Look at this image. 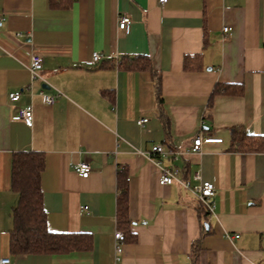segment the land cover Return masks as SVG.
Listing matches in <instances>:
<instances>
[{"label": "crops", "instance_id": "1", "mask_svg": "<svg viewBox=\"0 0 264 264\" xmlns=\"http://www.w3.org/2000/svg\"><path fill=\"white\" fill-rule=\"evenodd\" d=\"M0 0V259L8 264H190L203 231L200 264H264V153L230 148L232 128L264 133V0ZM56 3V4H54ZM131 18L128 31L119 16ZM229 27L225 32L223 28ZM98 51L103 58L90 65ZM44 58L32 81L31 55ZM186 54L190 68L184 67ZM147 55L162 76L161 101L149 70L119 66ZM217 84L242 93H217ZM61 95L52 104L40 91ZM22 90L13 102L9 93ZM32 104L33 124L14 119ZM149 120L139 125L137 120ZM202 133L223 139L190 151ZM162 144V165L198 185H216L213 211L175 181L159 183L146 152ZM44 152L41 185L49 229L93 234L91 250L13 254L12 156ZM145 154H142V152ZM171 151H178L174 155ZM88 161L82 177L74 164ZM129 177L136 238L115 259L118 175ZM88 206L87 210H82Z\"/></svg>", "mask_w": 264, "mask_h": 264}, {"label": "trees", "instance_id": "2", "mask_svg": "<svg viewBox=\"0 0 264 264\" xmlns=\"http://www.w3.org/2000/svg\"><path fill=\"white\" fill-rule=\"evenodd\" d=\"M72 0L60 1V5L67 7ZM56 4V3H54ZM194 55L186 54L184 67L190 68V59ZM119 66L133 70H149L155 80L157 100L161 101L162 76L153 69L147 55H134L123 57ZM235 85L217 84L213 94L242 93V86L237 91ZM230 148L240 152L264 153V133H250L245 126L232 128ZM46 166L44 152L16 151L12 156L11 189L17 194V203L11 210L10 251L17 254H66L73 251L91 250L94 245L93 234L90 232H58L49 229L47 212L43 202V189L41 185L42 173ZM129 177L125 169L118 175L117 195V229L124 233L125 242L132 241L136 235L132 232L133 220L129 215L130 204ZM200 212L208 213L206 207L200 203ZM203 223L201 236L192 243L190 264H200V251L202 238L210 233Z\"/></svg>", "mask_w": 264, "mask_h": 264}, {"label": "built area", "instance_id": "3", "mask_svg": "<svg viewBox=\"0 0 264 264\" xmlns=\"http://www.w3.org/2000/svg\"><path fill=\"white\" fill-rule=\"evenodd\" d=\"M160 4H164L167 0H159ZM131 18L126 15L122 14L119 16L118 19V26L120 29L128 31L130 28ZM3 25V20L0 19V27ZM225 32L229 31V27L225 26L223 28ZM103 58L102 54L98 51L93 52L92 58L88 60V64L94 65L101 61ZM44 58L41 54L33 53L31 55L29 69L31 72V79L34 80H42L45 81L44 77L41 75V70L43 69ZM22 90H17L9 93V98L11 101L16 102L21 98ZM40 95L42 99L47 104H52L56 101L57 97L61 95V92L57 90L55 94H48L45 92L44 89L40 91ZM14 119L23 120L27 125L32 126L33 124V106L32 104H28L26 106H20L17 110V113L13 116ZM149 119L147 117H143L137 120L139 125L145 124ZM223 139L220 137H215L212 135H204L199 133L191 143L190 151L192 152H200L204 144H209L213 142H222ZM142 154L145 152L141 151ZM172 154L176 155L178 151H171ZM146 154L155 159L157 164L160 166V176H159V183L162 185H169L173 182L177 181L185 188L191 190L198 198L199 202L202 203L208 211H213L214 204H213V196L216 192V185L214 182L210 180L203 179L202 173L200 171L194 174V178L199 180L200 183L198 185H192L190 180L183 179L180 176V169L176 166H169V165H162L160 159H156L157 155H166L167 152L165 151L162 144L154 145L149 152ZM75 170L82 176L88 177L91 172V165L88 161H80L74 164ZM88 206H83L82 210H87ZM115 259L116 261L121 260V252H122V244L125 240L124 233L122 230L117 229L115 231ZM10 263V258L5 257L0 259V264H8Z\"/></svg>", "mask_w": 264, "mask_h": 264}]
</instances>
